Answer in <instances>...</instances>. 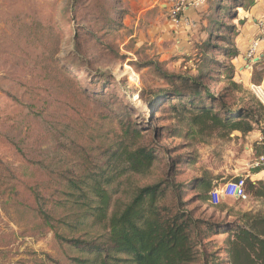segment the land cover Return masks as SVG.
<instances>
[{
	"label": "rangeland",
	"instance_id": "rangeland-1",
	"mask_svg": "<svg viewBox=\"0 0 264 264\" xmlns=\"http://www.w3.org/2000/svg\"><path fill=\"white\" fill-rule=\"evenodd\" d=\"M166 1L0 0V264H100L81 247L103 244L105 224L77 208L72 186L104 172L114 177L110 213L138 187L178 185L204 233L199 264H221L227 231L246 212L264 215L253 191L214 204L206 189L247 178L256 162L247 136L263 138L264 86L255 87L262 101L251 85L264 81V62L251 76L236 68L241 50L233 60L224 53L255 28L264 0H207L187 12L194 26H176ZM199 104L260 123L246 135L201 124ZM130 123L156 147L148 175L112 160ZM164 201L174 208L175 194Z\"/></svg>",
	"mask_w": 264,
	"mask_h": 264
},
{
	"label": "trees",
	"instance_id": "trees-1",
	"mask_svg": "<svg viewBox=\"0 0 264 264\" xmlns=\"http://www.w3.org/2000/svg\"><path fill=\"white\" fill-rule=\"evenodd\" d=\"M239 52L233 46L226 49L224 54L233 60L239 56ZM230 69L233 75L234 66H230ZM215 73L220 74L218 71ZM173 92L180 95L183 91L179 88ZM198 112L200 118L197 120L201 124L210 120L216 126L244 135L254 131V124L260 123V118L255 116L243 118L241 114H227L220 117L210 105H201ZM139 127L138 123H130L124 127V135L113 143L115 149L111 156L114 164H124L123 170L148 175L158 155L154 144L142 143L145 130L148 129ZM255 150L257 158L264 156V130L263 139L256 143ZM262 169L264 164L258 168L259 171ZM113 180V176L104 172L73 183L72 187L79 191L76 194L77 208H85L84 213L92 217L93 224H105L106 227L103 244L92 243L93 246L88 247L89 241H85L81 247L83 250L95 251L100 264H199L198 248L202 245L204 233L199 229L200 222L193 212L184 208L178 185L175 188L173 183L161 179L138 187L123 208L110 213L114 192L107 186ZM206 189L211 192V183ZM248 190L253 191L256 197L264 198L263 181L254 182L247 178L246 192ZM170 191L176 197L174 208L166 205L164 201L169 197ZM44 214L45 219L49 220V215L46 212ZM77 215L80 216L79 213ZM244 216V223L234 224L227 231L229 236L225 251H218L221 254L226 253L221 264H264V215L246 212ZM210 254H203L201 262L211 261Z\"/></svg>",
	"mask_w": 264,
	"mask_h": 264
},
{
	"label": "built area",
	"instance_id": "built-area-1",
	"mask_svg": "<svg viewBox=\"0 0 264 264\" xmlns=\"http://www.w3.org/2000/svg\"><path fill=\"white\" fill-rule=\"evenodd\" d=\"M207 0H167L164 4L168 17L173 21L176 26L184 24L194 26V23L188 21L187 12L190 9H197L202 6ZM257 34L250 40V45L246 51L244 61L245 64L239 69L240 72L247 70L252 73L255 66L264 62V17L258 19ZM264 86V81L261 85L252 84L251 87L261 98V94L255 87ZM263 101V100H262ZM264 102V101H263ZM264 159V157H262ZM259 165V163H256ZM238 180L232 179L222 186H215L211 192V202L218 204L225 198L246 199L248 193L246 192V177L240 176Z\"/></svg>",
	"mask_w": 264,
	"mask_h": 264
},
{
	"label": "crops",
	"instance_id": "crops-1",
	"mask_svg": "<svg viewBox=\"0 0 264 264\" xmlns=\"http://www.w3.org/2000/svg\"><path fill=\"white\" fill-rule=\"evenodd\" d=\"M190 10H193V9H190ZM189 10V11H190ZM253 14H255V19H254V29L253 30H251V31H249V30H245V31H243L242 33H241V39H242V43H238V47H239V50H241V52H243V55L245 56V54H246V51H247V49H248V47H249V45H250V40L257 34V23H256V21L258 20V19H261V18H263L264 17V3H261V4H259L255 9H254V11H253ZM243 48V49H242ZM242 50H244V51H242ZM236 68L237 69H240L241 68V66H236ZM239 133H241V132H239ZM238 135H240V134H238ZM247 138H249V139H251L252 140V142H254V143H259L260 141H262V136H261V134H259V133H253L250 137H248L247 136ZM262 157H264V156H262ZM262 157H260V158H255L256 159V162H253V164L252 165H250V166H252L251 167V169H249V171L247 172V170H246V172L248 173L246 176H247V178H250L252 181H254V182H256V181H258V180H264V169H262V170H258V168L261 166V165H263L264 164V159H262ZM261 161H260V160ZM256 163H259V165H257ZM242 173V172H241ZM258 204H259V202H257ZM256 212V211H255ZM226 247V246H225ZM225 247L223 248V250L222 251H225L224 249H225ZM223 254V256L224 255H226V253H222Z\"/></svg>",
	"mask_w": 264,
	"mask_h": 264
}]
</instances>
